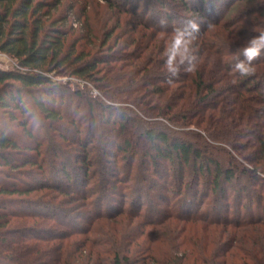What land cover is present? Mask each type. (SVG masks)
Returning a JSON list of instances; mask_svg holds the SVG:
<instances>
[{
	"label": "trees",
	"instance_id": "obj_1",
	"mask_svg": "<svg viewBox=\"0 0 264 264\" xmlns=\"http://www.w3.org/2000/svg\"><path fill=\"white\" fill-rule=\"evenodd\" d=\"M175 1L199 17L207 2L209 15L216 4L224 13L202 23L197 71L181 70L169 82L163 53L178 27L173 23L193 18L166 12L160 15L165 27L160 16L144 21L149 6L140 15L138 5L108 2L109 10L140 16L145 33L132 36L125 25L128 37H114L102 54L116 23L101 25L104 40L91 43L97 52L77 51L75 43L66 46L67 19L47 32L41 17L34 19L40 4L0 0V53L15 61L12 70L0 69V264H47L39 244L117 235L103 223L117 218L139 220L140 229L120 232L127 239L121 249L108 236L92 242L84 264H264V52L254 61V75L232 72L247 40L264 31V0H247L237 15L240 0ZM59 76L76 78L98 98L81 90L71 94ZM71 97L85 101L87 127L60 110ZM97 121L111 136L96 142ZM11 124L33 147L8 135ZM41 130L80 152L64 157L49 143L43 157ZM71 170L81 174L71 176ZM188 223H201L211 235L186 233ZM146 232L148 245L138 241ZM104 243L118 249L107 262V251L99 248ZM61 259L51 263L71 264Z\"/></svg>",
	"mask_w": 264,
	"mask_h": 264
},
{
	"label": "rangeland",
	"instance_id": "obj_2",
	"mask_svg": "<svg viewBox=\"0 0 264 264\" xmlns=\"http://www.w3.org/2000/svg\"><path fill=\"white\" fill-rule=\"evenodd\" d=\"M114 1L118 5V7H121V8H124V7L130 8L133 6L137 7L136 5H138V13L140 15L143 14L141 13L142 12L141 10L144 11V9L147 6H149L150 7L148 11L149 13L146 15L144 21H148V19L151 20V18L156 17V16L158 17L160 15L163 16V14H166V12L171 13L173 15L174 13L176 14L180 13V15H182L183 17L193 18L194 20H196L199 23L200 28L202 26V23H205V20H209L211 18L213 19L214 16H218L219 11L224 13V9L222 8V6H220L219 4H216L217 11L215 9L214 11L215 14L209 15L207 7L210 4H208L207 2L205 5L206 7H204L203 15L199 17L198 12L193 13L192 11L191 12L183 11L180 8L178 2H176L175 0H127V4L125 3V0H32V7L34 8L35 6H39L38 4L41 5L40 11L34 15V19L37 17H41V20L43 22V28L47 32L52 27H61L62 20L67 19L65 25L62 27L63 30L66 33H68L66 36V46L71 45L72 43H75L77 51L84 50L85 52L86 51H91V52L96 51L97 52V48H93V45L91 43H95L97 47L99 43L104 40V35L107 32L105 30L103 31L100 30L102 29L101 25L104 23H108L107 28H110L114 26L116 23L118 25V28L115 34L113 35V37L111 38L112 40H109L106 46L102 49L104 51V53L102 54H106V50L109 47V45H112L114 37L119 36V35L123 36L124 39L128 37L127 35H129V33L127 31V28L134 31L131 35L135 37L139 36V34L142 35V33H145V31H143L140 24H138V22H140L139 20L140 16L139 17L136 15L132 16V15H129L128 13L122 14L121 13L122 9L121 10H118V9L109 10L108 2L112 3ZM190 1L194 3V0H185V2H187L188 5L192 3ZM248 1L240 0L238 3L236 2L237 6H235L234 15H237L238 12H241L242 10H244L245 7H247L248 5ZM261 1L262 0H250V4L256 5V4L261 3ZM214 6H215V3H214ZM156 12L161 13V14H157ZM154 14H157V15H154ZM161 16L159 17V19L161 18L162 20H165L164 17L162 18ZM85 19L87 20V23L90 25L91 31L93 32L92 37L84 29ZM154 21L157 22V20L155 19ZM182 21L183 19H179L178 21L174 22L173 27L174 26L182 27L180 26L182 25ZM125 25L126 26L130 25V27H127L125 29ZM237 29L240 30L238 26H237ZM81 37H85V39L79 40L77 42L76 39L81 38ZM95 37H96V41L94 42ZM90 40H93V42H90ZM117 48H118V45L116 46L115 49ZM13 68H15V61L11 59L8 55L4 53H0V69L1 70H12ZM57 80L60 81L59 82L60 84L65 85L67 89H69V92L71 94L77 92L78 90H81L84 96H89L91 98H96L98 96L97 92L92 90L90 86H86L84 83H80L74 77L59 76L57 77ZM70 99H73V101L66 102L64 106L60 109L63 112L64 117L71 118L72 116L76 115V120H79L80 118H82L81 120H79L82 123V127H87V123H89V119L85 113V106L83 105L85 101L84 100L82 101L81 99H76L75 97H71ZM78 103L81 105L80 107H77ZM95 117H97V115ZM33 123L34 122L32 120L29 121V125L32 126L34 125ZM8 131H9L8 135L13 137V139H15L18 143H20L21 146L33 147V141L29 142L27 138L20 132L21 130H19V128L16 127L15 124H11V128ZM34 133H39V132L35 130ZM48 134H50L49 130H41L39 134L38 142H42V147L40 148V150L42 149L43 151L42 156L43 154H46L47 149L49 148V143H53L54 145L53 148L55 149L60 148L64 157H68L72 155L76 156V154L80 152V150L76 148H71L72 146H69L68 144L62 142V140L59 138L57 133L55 134L53 142L51 141L53 140V137L51 138V136H48ZM94 134L96 136L95 140L97 142V139H99L101 136L105 138H108L109 136H111L110 135L111 130L105 124H103L102 121H97V124L94 128ZM62 135L71 137L73 136V132H69V133L63 132ZM55 138H56V141H55ZM34 143L36 142L34 141ZM140 146L141 145H138L135 148V151L142 153L140 151ZM110 149L111 148H109L108 146L105 152L109 153V151H111ZM47 157L49 158L48 160H51L52 159L51 153L50 155L48 154ZM72 163L74 162H72L71 160V164ZM72 171L73 170H71V173H70L71 176L72 175L78 176L81 174L78 171L77 172L75 171L72 172ZM110 172H111V169H109L108 171L106 170V175L109 174ZM130 221H132L133 224L129 223ZM79 223L81 225L83 224V222L81 221ZM103 223L104 224L108 223L110 225L109 227L110 231L117 233V235H71V236H68V238L64 241L58 240V241L52 242L51 244L49 243L48 245L39 244L42 248H44L45 250L44 254L47 255L43 261H45V263L47 264H52L54 263L55 257H59V255L62 254L61 261H65L68 259L71 264H84V260H85L84 257L86 256L85 253L87 252L89 248L93 249L95 247V246L92 247V242H98L102 239L101 237L108 236L107 238L110 240V243L114 244L115 247L117 245L121 249V247L123 246L124 240L127 241V239H123V237L125 238V236L120 235V232H123L124 229L130 226L133 229V231H137L138 229H140V224H141L139 220H133V219H128V218H123V219L117 218L110 222L104 221ZM188 224L185 226L186 233H190L193 235H209V236L211 235L209 231L204 232V229H201L203 227L201 223H194V224L188 223ZM101 226L99 227L97 226L96 229L98 230V228H100ZM148 233L149 232H146L145 233L146 235L141 237V239H139L138 241L147 240L145 242H146V245H148L149 244L148 240L151 239V237L147 235ZM106 243L101 244V246H99V248L107 251L104 254V256L102 255V257L105 258V262L111 259L110 258L111 253L118 250L114 246H112V244L108 245ZM154 244L155 242L152 243V245Z\"/></svg>",
	"mask_w": 264,
	"mask_h": 264
},
{
	"label": "clouds",
	"instance_id": "obj_3",
	"mask_svg": "<svg viewBox=\"0 0 264 264\" xmlns=\"http://www.w3.org/2000/svg\"><path fill=\"white\" fill-rule=\"evenodd\" d=\"M166 27L165 20L160 21ZM211 27V24H209ZM200 33V25L194 19H189L182 27L173 29L164 50V68L169 77L177 78L181 70L185 73L197 71L199 57L195 48V42ZM264 52V31L249 38L242 47L240 55L243 59L237 58L233 68V73H238L241 77L252 76L256 72L254 61L258 60ZM235 83V81H233Z\"/></svg>",
	"mask_w": 264,
	"mask_h": 264
}]
</instances>
